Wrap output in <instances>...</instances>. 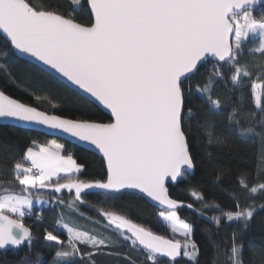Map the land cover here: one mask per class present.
<instances>
[{
    "label": "snow or ice",
    "instance_id": "snow-or-ice-1",
    "mask_svg": "<svg viewBox=\"0 0 264 264\" xmlns=\"http://www.w3.org/2000/svg\"><path fill=\"white\" fill-rule=\"evenodd\" d=\"M257 2L70 0L72 13L65 16L35 8L28 0H0V37L14 56L29 57L58 74L88 102L98 103L108 110L112 118L109 123H100L49 115L0 91V119L67 133L94 146L106 164V179L93 182L69 179L60 183L62 173L66 177L78 174L82 166L71 155H62L60 144L52 146L55 150L41 146L39 151H33L29 147L24 159L30 163L14 164V180L24 186L23 191L51 188L60 193L62 189L69 192L74 189L77 201L85 190H101L113 195L139 190L167 207V214L162 211L160 216L173 233L180 232L185 237L183 255L193 259L198 249L190 240L192 226L180 219L176 209L182 202L169 198L166 186L185 178L186 170L195 167L186 131L192 110L185 107L184 83L209 57L233 70V84L240 82L241 76L250 75L248 68L239 65L242 41L247 40L249 34L259 32V45L254 52L264 57V18L257 20L250 11H245L241 22L236 13L245 5ZM83 9L88 11L87 25L71 18ZM213 75L220 77L222 72L217 68ZM209 81V85L197 90L208 93L207 101L219 109L220 102L210 94L211 78ZM257 88L264 94V86L252 84L255 107L264 117V104L261 96L256 95ZM229 120L237 124L236 129L229 130L232 135L240 137L253 132L251 127L242 128L233 116ZM261 136L264 138V133ZM224 142L223 138L219 139V143ZM53 177L57 178L55 184L50 183ZM243 186L248 188L246 183ZM258 190H264V183L250 188L251 193ZM192 195L203 200L202 194L196 191ZM201 206L218 209L220 214L212 217L217 227L221 217L227 222L240 221L247 227L254 214L250 206L237 205L235 211L220 208L218 204ZM186 207L193 209L194 205L189 203ZM31 208L30 195L0 197V250L9 245L19 248L26 241L31 246V232L22 223L25 209L31 211ZM104 215L107 223L120 230L124 239L131 240L134 247L142 246L146 259L152 264H160L157 257L171 258L165 264H176L181 256L180 241L166 239L121 215L112 212ZM63 227L71 252L57 251L56 256L70 257L79 252L77 242L92 245L96 253L106 244L104 239L67 224ZM124 230L131 235H125ZM43 239L58 246L63 244L51 231H46ZM241 252L242 247L233 240L231 264H243Z\"/></svg>",
    "mask_w": 264,
    "mask_h": 264
},
{
    "label": "trees",
    "instance_id": "trees-1",
    "mask_svg": "<svg viewBox=\"0 0 264 264\" xmlns=\"http://www.w3.org/2000/svg\"><path fill=\"white\" fill-rule=\"evenodd\" d=\"M31 6L41 10L57 11L69 16L72 13L70 0H28ZM83 2V0H82ZM255 18H264V6L253 12ZM76 22L87 25L88 11L83 9L71 15ZM251 40L242 44L239 65L248 68L250 75L240 77L233 84V70L227 65L207 62L184 83L185 107L192 110L190 123L186 126L190 154L194 160V172L182 178L175 186H169V196L182 202L176 211L181 220L192 226L190 240L197 245V255L189 259L181 254L176 264H231L230 249L235 240L241 247L243 264H264V190L251 193L250 188L264 183V117L255 107L252 84L264 86V57L254 52ZM219 68L222 76L213 73ZM7 69V71H5ZM211 96L220 102L219 109L213 108L207 101L208 93L203 89L209 85ZM0 91L29 106L63 118L92 120L109 123L111 119L86 99L41 71L32 64L16 59L9 45L0 37ZM264 104V94H260ZM217 113L213 116L211 113ZM239 120L242 128L251 127L253 132L237 137L230 129L237 124L229 120ZM223 138L224 143H219ZM49 138L43 134L0 125V195L10 193L19 195L44 196L49 200L46 207H37L32 203V211L40 221L24 219L22 223L31 231V246L28 242L20 249L0 252V264H152L146 259L147 253L133 246L131 240L109 228L104 213L121 215L153 231L166 239L180 241L185 238L173 233L159 219V211L150 206L143 198L135 194L113 195L101 190H85L80 201L75 200V190L29 189L23 191L14 180V164L26 163L24 154L29 147L45 144ZM57 140V139H53ZM212 141L211 143L209 141ZM61 143L63 155H71L77 164L83 167L78 174L60 176L59 182L69 179L85 182L106 179L105 166L101 158L74 145ZM219 177V179H217ZM57 179L50 183L55 184ZM248 185L245 188L244 184ZM202 194L198 200L192 192ZM193 204L189 209L187 204ZM203 203L219 205L225 210H238L250 206L254 214L245 227L240 221L227 222L221 217L217 227L213 216L219 215L216 207H202ZM167 211V210H164ZM80 228L104 239L101 252L85 244H77L79 252L70 259L61 260L57 251H69L68 238L58 230L60 222ZM46 231L57 235L62 245L46 242ZM125 235H128L124 230ZM184 249V247H183ZM89 253H94L89 256ZM111 253V254H107ZM160 264L170 261L167 257H157Z\"/></svg>",
    "mask_w": 264,
    "mask_h": 264
},
{
    "label": "water",
    "instance_id": "water-1",
    "mask_svg": "<svg viewBox=\"0 0 264 264\" xmlns=\"http://www.w3.org/2000/svg\"><path fill=\"white\" fill-rule=\"evenodd\" d=\"M261 6H264V0H258V2L254 5H245L243 8H241L237 13L236 15L237 16H240L243 14V12L245 11H250V12H254L256 10H258ZM2 39H4L3 37H1ZM13 53V52H12ZM15 56H19V59L22 60V61H25V62H28L30 64H32L33 66L37 67L38 69H40L41 71L47 73L48 75L52 76L53 78H55L57 81L61 82L63 85H65L66 87H68L69 89H71L72 91H74L75 93L78 94L77 90L74 88V86H69L64 78L62 77H59L58 74H55L54 72L46 69L44 66L40 65L39 62L29 58V57H25V56H20L19 54H15ZM207 62H211V63H215L217 64V62L209 57L206 61L204 62H201L199 65H198V68L197 70L195 71V73L198 71V69L204 65L205 63ZM194 73V74H195ZM194 74H190V77H192ZM80 95V94H78ZM81 96V95H80ZM82 97V96H81ZM12 98V97H10ZM84 98V97H83ZM14 99V98H13ZM86 99V98H84ZM87 100V99H86ZM88 101V100H87ZM91 103V102H90ZM94 106H96L98 109H100L102 112H104L112 121V118H111V114L108 110L104 109L102 106H100L98 103H92ZM39 110V109H37ZM41 111V110H39ZM46 113V112H45ZM49 115H56V114H50V113H47ZM58 116V115H57ZM63 118V117H62ZM0 125H5V126H10V127H14V128H18V129H23V130H28V131H33V132H37V133H40V134H43L49 138H53V139H57V140H60V141H63L65 143H68V144H71V145H74L76 147H79L83 150H86L90 153H93L95 154L96 156H98L99 158L102 159L103 161V158H102V154L99 153V151L97 149H95L94 146L88 144L87 142H83V141H79L78 139L76 138H73L71 137L69 134L67 133H63L59 130H56V131H53V130H50L48 129L46 126H41V125H36V124H31V123H24V122H20V121H15V120H10V119H0ZM104 163V161H103ZM104 166H105V171H106V164L104 163ZM194 172V169L193 170H186V176H191ZM182 180L179 179L177 182H169L166 186H167V189L169 186H175L178 182H180ZM125 193H130V194H135L137 196H140L141 198H143L150 206H152L153 208L159 210V211H164V210H168L167 207L165 205H159L158 202H155V201H152L151 198L147 197L145 194L143 193H140L139 190H127ZM168 196H169V189H168ZM169 198H171L169 196ZM172 199V198H171ZM25 226V225H24ZM26 227V226H25ZM28 228V227H27ZM29 229V228H28ZM30 231V229H29ZM126 231V230H125ZM31 232V231H30ZM127 233V232H126ZM129 236L131 235L130 233H127ZM27 242V241H26ZM26 242L20 246L19 248H13L12 246H7L5 249H2L0 250V252L2 251H7V250H12V249H20L21 247H23ZM138 246V245H137ZM139 248L143 249L142 246H138ZM183 252V245L181 244V254ZM181 257V256H180ZM180 257H178L177 259H179ZM168 258V257H167ZM171 260V258H169Z\"/></svg>",
    "mask_w": 264,
    "mask_h": 264
},
{
    "label": "rangeland",
    "instance_id": "rangeland-1",
    "mask_svg": "<svg viewBox=\"0 0 264 264\" xmlns=\"http://www.w3.org/2000/svg\"><path fill=\"white\" fill-rule=\"evenodd\" d=\"M251 13H252V16L255 18L253 12H251ZM242 15H243V14H242ZM242 15L237 16L238 18L241 19V22H242ZM255 19H256V18H255ZM259 39H260V37H259V32H257L256 35L249 34V37H248L247 40H251V41L254 43L255 48H256V47L259 45ZM247 40L242 41V44L246 43ZM260 94H261V89H260V88H257V89H256V95H260ZM54 144H60V145H61V143H60L59 141L51 139V140L47 141V143H45V144H37V147L35 146V147H31V148L33 149V151H39V148H40L41 146H46V147H49V150H55V149L52 147ZM61 149H62V148H61ZM25 153H26V152H25ZM61 154H62V152H61ZM62 155H63V154H62ZM24 156H25V154H24ZM24 160H25V159H24ZM25 161H26V160H25ZM27 163H30V162L26 161V164H27ZM78 165H79V164H78ZM82 169H83V167L81 168V171H82ZM72 175H75V174H72ZM60 176H65V175L62 173ZM54 179H57V178H56V177H53L52 180H54ZM4 195H19V194H10V193H6V194H3V195H0V197H2V196H4ZM20 196H25V195H20ZM31 199H32V203H35L37 207H46V206L49 205V200H48L47 198H45L44 196H41V195H38V194H37V195H35L34 197L31 196ZM38 201H41V202H38ZM167 211H168V210H167ZM167 211H163V212H165V214H167ZM159 219H160V221H161L164 225H166V227H168V229L171 231L170 227L167 226V222L163 221V218L160 216V213H159ZM64 224H67L69 227H73V228H75L77 231H84V232H86V231L83 230V229H80V228L74 227V226H72V225H69V224L66 223V222L61 221L60 224L58 225V230H60L61 232L65 233L66 236H67V238H68V234H67L66 229L63 227ZM108 226H109V228H111L113 231H116V232H118L119 234H121V231H120V230H117V229L115 228L114 225H110V224H108ZM87 233H88L89 235L95 236L96 238L100 239L98 236H96V235H94V234H91V233H89V232H87ZM124 234H125V232H124ZM176 234H178V235L181 236V237H184L180 232H176ZM184 238H185V237H184ZM77 244H80V243L77 242ZM88 246L91 247V248H94L92 245H88ZM184 250H185V249H183V252H184ZM189 250H190V247H189ZM72 256H73V255H72ZM72 256H70V257H61V256H60V259L64 261V260L70 259Z\"/></svg>",
    "mask_w": 264,
    "mask_h": 264
},
{
    "label": "built area",
    "instance_id": "built-area-1",
    "mask_svg": "<svg viewBox=\"0 0 264 264\" xmlns=\"http://www.w3.org/2000/svg\"><path fill=\"white\" fill-rule=\"evenodd\" d=\"M25 212H26V215H25L24 219H33L35 221H40V218L35 217L32 209H31V211H29L28 209H26Z\"/></svg>",
    "mask_w": 264,
    "mask_h": 264
},
{
    "label": "crops",
    "instance_id": "crops-1",
    "mask_svg": "<svg viewBox=\"0 0 264 264\" xmlns=\"http://www.w3.org/2000/svg\"><path fill=\"white\" fill-rule=\"evenodd\" d=\"M26 210V209H25Z\"/></svg>",
    "mask_w": 264,
    "mask_h": 264
}]
</instances>
